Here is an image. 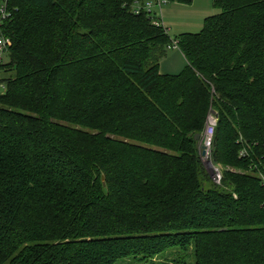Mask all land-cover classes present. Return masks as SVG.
<instances>
[{"label": "trees", "instance_id": "trees-1", "mask_svg": "<svg viewBox=\"0 0 264 264\" xmlns=\"http://www.w3.org/2000/svg\"><path fill=\"white\" fill-rule=\"evenodd\" d=\"M153 1L194 2L6 0L0 264H264V0H213L174 39L136 13ZM175 43L188 65L163 75Z\"/></svg>", "mask_w": 264, "mask_h": 264}, {"label": "rangeland", "instance_id": "rangeland-1", "mask_svg": "<svg viewBox=\"0 0 264 264\" xmlns=\"http://www.w3.org/2000/svg\"><path fill=\"white\" fill-rule=\"evenodd\" d=\"M204 2L206 6H204L202 0H195L193 5L191 6L167 3L162 7L161 12L158 8H154L153 17L154 19L163 23L162 16L164 15V18L167 19V14H169L170 18L176 21H189L194 22L195 24H200V26L198 27L186 29L188 31H185V29H180L177 25L176 26L178 28L174 29H172L170 25L169 27L167 26L170 31V37L172 39H174L175 37H179L180 34L185 32L196 34L201 32L205 19L221 13V10L214 6L213 0H204ZM3 5L4 2L0 0V8ZM202 8L207 9L203 12L204 15H202V13H199ZM117 264H195V255L193 248L187 251H183L181 249H171L154 259V261H144L140 256H133L124 260H120Z\"/></svg>", "mask_w": 264, "mask_h": 264}, {"label": "built area", "instance_id": "built-area-1", "mask_svg": "<svg viewBox=\"0 0 264 264\" xmlns=\"http://www.w3.org/2000/svg\"><path fill=\"white\" fill-rule=\"evenodd\" d=\"M4 5L0 8V67L7 62V55L8 50L11 46V42L9 38L5 35L3 28L4 22L7 20L8 11L6 8V0H3ZM167 4L166 1H153L148 2L144 6H139L136 10V13L139 14L141 10H145L149 15L153 16V9L158 8L161 12L162 7ZM154 18V17H153ZM156 21V20H155ZM158 26H164V23L160 21L155 22ZM177 43L171 49H177ZM0 75H1V68H0ZM6 92V86L0 85V95ZM218 126V117L216 114H213L209 119V126L207 127L202 143V155L203 159L206 163L211 165L212 170V179L215 183H220L222 181V168L217 167L211 163L212 161V154H213V142L216 134ZM247 155L246 151L241 152V157H245Z\"/></svg>", "mask_w": 264, "mask_h": 264}, {"label": "crops", "instance_id": "crops-1", "mask_svg": "<svg viewBox=\"0 0 264 264\" xmlns=\"http://www.w3.org/2000/svg\"><path fill=\"white\" fill-rule=\"evenodd\" d=\"M202 1H203L204 6H206L204 0H202ZM205 1H207V0H205ZM205 10H207V9L202 8L199 13H202V15H204L203 12ZM162 19H163L162 21L164 23L165 28L168 30L169 35H170V31L168 29L169 25L171 26L172 29L179 27L180 29H185V31H188L186 29H192L194 27L200 26V24H195L194 22L176 21V20L170 18L169 14H167V19L164 18V15L162 16ZM187 33L188 32H185L182 34H187ZM182 34H180V35H182ZM187 65H188V62H187V59L185 58L184 54L179 49H172V50H168V54H167L166 58L161 61L160 71H161V74H163V75H178L184 71V69L187 67Z\"/></svg>", "mask_w": 264, "mask_h": 264}]
</instances>
